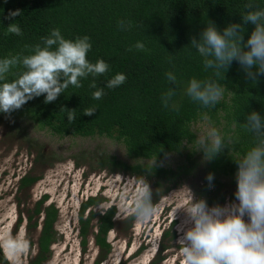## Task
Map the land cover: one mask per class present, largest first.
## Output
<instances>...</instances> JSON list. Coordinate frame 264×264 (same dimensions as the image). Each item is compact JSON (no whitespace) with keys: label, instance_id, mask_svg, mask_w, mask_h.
<instances>
[{"label":"trees","instance_id":"1","mask_svg":"<svg viewBox=\"0 0 264 264\" xmlns=\"http://www.w3.org/2000/svg\"><path fill=\"white\" fill-rule=\"evenodd\" d=\"M250 0H0V59L21 53L29 55L32 46L42 44L53 29H59L67 40L88 36L92 45L87 53L91 63L104 60L109 71L95 78L96 89L90 88L92 77L81 81L82 87L69 86L51 103H44V95L33 98L21 109L11 114H24L40 127H45L59 135H106L120 139L126 153L132 157L160 160L167 152L177 151L184 142L192 141L194 133L190 122L200 116L217 120L223 112L228 126L222 137L227 148L212 161H205V174H226L231 177L232 199L236 191L237 165L234 162L255 146V136L243 128L245 117L255 111L264 119V75H259L256 84L245 75L240 64L233 61L224 73L215 75L213 69L205 70L203 58L189 43L199 38L208 22L218 31L230 23H243L241 16L249 9L245 5ZM257 9H264V0H251ZM17 9L19 16L9 18V13ZM119 21L132 26L122 30ZM16 23L22 35L7 33V26ZM244 39L247 40L254 26L244 24ZM142 42L144 51L129 47ZM27 46V47H26ZM22 68H15L7 77L16 78ZM177 76L176 95L173 98L178 111L166 109L161 103V95L169 87L167 72ZM115 74H124L125 82L119 87L108 88L107 82ZM215 80L228 92L215 106L204 108L193 102L185 94L190 79ZM103 89L101 99H93L92 93ZM224 91V92H225ZM225 95V93H224ZM96 108L91 116L83 115L86 108ZM75 109L76 119L68 123L67 110ZM229 139L235 141L229 143ZM162 148V151H160ZM104 165L109 170L127 171L135 176H154V184L166 182L155 197L175 185L191 168L181 164L176 169L159 165L137 163L126 164L114 156H105ZM35 176L24 175L20 183L31 182ZM161 192V193H160ZM203 197L207 204L216 205L223 195L212 192L204 186ZM46 195L35 202L33 212H42L40 230L36 236V251L27 264H40L50 252L49 245L55 239L52 223L57 210L52 203L41 206ZM156 199V198H154ZM103 197L88 195L81 201L77 211L78 235L84 243L88 234L93 236L99 251L97 264L109 251L105 234L113 226V205L103 210L92 207ZM30 217V216H28ZM94 220V222H92ZM32 225H36V219ZM93 225V226H92ZM94 228L90 230V228ZM166 233V231H165ZM0 264L7 261L0 254Z\"/></svg>","mask_w":264,"mask_h":264},{"label":"clouds","instance_id":"2","mask_svg":"<svg viewBox=\"0 0 264 264\" xmlns=\"http://www.w3.org/2000/svg\"><path fill=\"white\" fill-rule=\"evenodd\" d=\"M245 8L249 10L240 17L242 24L230 23L220 32L212 22H208L199 38H192L189 45L203 58L205 70L213 69L215 75L219 76L221 72L224 75L231 63L236 61L246 77L256 84L258 76L264 75V9H257L251 0ZM20 14L17 9L9 13V18ZM249 23L254 28L245 40L243 25ZM118 26L126 30L132 22L125 24L119 21ZM7 33L22 35L20 27L14 22L7 26ZM42 44L28 49L31 52L29 55L17 53L0 59V112L10 115L41 95L45 97V104L51 103L69 86L82 87L81 81L89 77H92L89 87L96 89L95 78L109 71V65L104 60L91 63L87 59L92 47L88 36L67 40L59 29H53L47 37H42ZM133 48L145 50L142 42H137L128 50ZM15 68L23 70L15 79L8 81L7 77ZM165 76L174 87L162 93L161 103L166 109L178 111V105L173 100L177 76L171 71ZM125 80L124 74H115L108 80L107 87H119ZM224 91L215 80L196 78L190 79L185 88V94L204 108L215 106ZM103 95L102 88L92 93L96 100ZM95 111L94 107L86 108L83 115L91 116ZM204 118L208 119L207 116ZM75 119V109L67 110L68 123L72 124ZM242 126L255 136L256 143L242 158L234 161L237 165V188L234 193L237 202L209 207L206 200L196 198L187 185L171 193L182 198L174 211V219L178 210L185 214L177 241L181 245L182 264H264V119L261 114L252 111L246 115ZM228 142L235 141L229 139ZM194 143V151L203 152L205 161H212L227 148L224 137L214 127L199 135ZM213 179L211 173L207 174L209 186ZM119 211L134 216L138 222L149 221L158 215L153 191L144 177L135 181L130 200L121 205ZM30 248V241L23 231L13 234L10 227H0V254L7 264H24Z\"/></svg>","mask_w":264,"mask_h":264},{"label":"rangeland","instance_id":"3","mask_svg":"<svg viewBox=\"0 0 264 264\" xmlns=\"http://www.w3.org/2000/svg\"><path fill=\"white\" fill-rule=\"evenodd\" d=\"M224 93L222 98L226 99L228 92ZM218 114L217 120H206L203 115L191 121L192 141L184 142L177 151L167 152L153 164L151 158L128 155L120 139L98 134L59 135L38 126L27 115L0 112V227H10L13 234L25 233L31 244L24 258V264H27L36 251L33 202L45 193L44 203L53 202L57 217L52 225L55 239L49 246L48 257L40 264H93L103 250L99 251L91 234L87 235L84 243L80 242L76 211L80 200L87 195L98 194L104 200L92 208L99 211L111 204L115 212L113 226L105 236L110 250L97 264H153L148 258L155 248L160 247H165L159 253L162 259L154 264H182L181 245L177 241L185 214L178 210L174 219V211L182 198L171 193L187 185L196 198L206 200L202 193L206 186L210 196L213 191L223 195L217 204L224 206L237 202L235 197L231 199L228 196L232 191L231 177L214 174L209 186L203 152L194 151L195 139L209 128H216L222 136L227 132L225 128L231 126L223 118L222 111ZM110 155L126 164L147 163L176 169L189 163L191 168L175 185H170L155 197L168 183L154 184V176L147 178L119 169L109 170L103 159ZM24 175L35 176V179L21 184L19 181ZM140 177L150 185L153 203L159 208L158 215L146 222H138L134 216L119 211L121 205L130 200L135 181Z\"/></svg>","mask_w":264,"mask_h":264},{"label":"flooded vegetation","instance_id":"4","mask_svg":"<svg viewBox=\"0 0 264 264\" xmlns=\"http://www.w3.org/2000/svg\"><path fill=\"white\" fill-rule=\"evenodd\" d=\"M45 193H42V194H40L36 199H35V201L33 202V208H34V205H35V202L38 200V199H40L41 197H42V195H44ZM46 195V194H45ZM88 196V195H87ZM86 196V197H87ZM85 197V198H86ZM85 198L83 199V200H85ZM234 198V197H233ZM232 198V199H233ZM230 199V198H229ZM45 200H46V196L44 197V199H43V202H42V204H41V206H44V205H46V204H48V203H52L53 204V202H51V201H49V202H46V203H44L45 202ZM83 200H80V202L81 201H83ZM104 200V199H103ZM80 202H79V204H80ZM79 204H78V207H79ZM54 205V204H53ZM109 205H111V204H108L107 206H109ZM106 206V207H107ZM55 207V206H54ZM78 207H77V211H78ZM33 208H32V212H33ZM57 210V209H56ZM77 211H76V224H77V234H78V221H77ZM34 213V212H33ZM35 214V213H34ZM114 215V214H113ZM113 215H112V221H113ZM56 217H57V214H56ZM29 218V217H28ZM35 219H36V225H32L34 228H36L37 229V234H38V232H39V230H40V221H41V218H42V212L40 211L39 213H37V214H35V217H34ZM34 218H33V220H32V223H33V221H34ZM56 219V218H55ZM245 220H247V217H245ZM54 222V221H53ZM52 225H53V223H52ZM53 227V226H52ZM94 229V228H93ZM110 229V228H109ZM108 229V230H109ZM107 230V231H108ZM107 233V232H106ZM92 236V235H91ZM105 236H106V234H105ZM92 239H93V236H92ZM106 240V239H105ZM93 242H94V240H93ZM108 242V241H107ZM109 243V242H108ZM51 244V243H50ZM50 246V245H49ZM97 246V245H96ZM110 246V245H109ZM98 248V247H97ZM50 249V248H49ZM163 249H165V247L164 248H162V247H160V248H155V250L153 251V253L151 254V256H150V258H148V261L150 260V262L151 263H156V262H158L160 259H162V257H161V254H159L160 253V251H162ZM109 250H110V248H109ZM156 254H157V256H156ZM102 260V259H101ZM100 260V261H101ZM95 261V260H94ZM94 261H93V264H94ZM99 262V261H98ZM97 262V263H98ZM148 264V263H147ZM171 264H174L173 262L171 263Z\"/></svg>","mask_w":264,"mask_h":264}]
</instances>
